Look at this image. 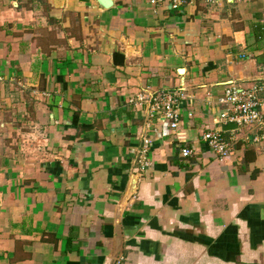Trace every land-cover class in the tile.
I'll use <instances>...</instances> for the list:
<instances>
[{
    "label": "crops",
    "instance_id": "crops-1",
    "mask_svg": "<svg viewBox=\"0 0 264 264\" xmlns=\"http://www.w3.org/2000/svg\"><path fill=\"white\" fill-rule=\"evenodd\" d=\"M110 1L0 0V264H264V126L217 102L264 101V0Z\"/></svg>",
    "mask_w": 264,
    "mask_h": 264
},
{
    "label": "built area",
    "instance_id": "built-area-1",
    "mask_svg": "<svg viewBox=\"0 0 264 264\" xmlns=\"http://www.w3.org/2000/svg\"><path fill=\"white\" fill-rule=\"evenodd\" d=\"M162 0H149L152 5L161 3ZM168 5L171 9H179L187 4H204L210 5L213 0H168ZM262 90L259 85H250L246 88H235L228 86L224 90V94L218 99V104L224 107L219 115V121L227 124H235L237 127H263L264 114L259 108L264 106V101L259 99L257 94ZM183 97L182 93L161 92L149 98L139 97L137 100H144L148 104L149 119L160 114L164 121L167 122L172 132H176L179 127V100ZM178 138V137H177ZM203 141L207 144L210 150L216 155L219 161L224 160L230 151V147L225 142L219 131H209L203 134ZM264 153V134L256 138ZM149 141H143V147L139 151L140 169L145 168L148 163L145 160ZM193 154L190 148L184 147L180 150V156L183 159L189 158ZM115 264H120L116 262Z\"/></svg>",
    "mask_w": 264,
    "mask_h": 264
},
{
    "label": "water",
    "instance_id": "water-1",
    "mask_svg": "<svg viewBox=\"0 0 264 264\" xmlns=\"http://www.w3.org/2000/svg\"><path fill=\"white\" fill-rule=\"evenodd\" d=\"M99 2V4H101V6L103 8H108L111 5V1L110 0H97ZM236 129V125L235 124H227L224 127V130H235Z\"/></svg>",
    "mask_w": 264,
    "mask_h": 264
}]
</instances>
